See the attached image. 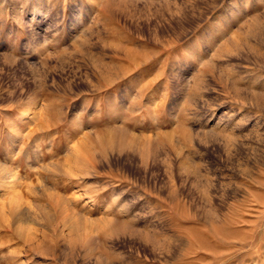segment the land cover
I'll return each mask as SVG.
<instances>
[{"label": "rangeland", "instance_id": "1", "mask_svg": "<svg viewBox=\"0 0 264 264\" xmlns=\"http://www.w3.org/2000/svg\"><path fill=\"white\" fill-rule=\"evenodd\" d=\"M0 264H264V0H0Z\"/></svg>", "mask_w": 264, "mask_h": 264}, {"label": "bare ground", "instance_id": "2", "mask_svg": "<svg viewBox=\"0 0 264 264\" xmlns=\"http://www.w3.org/2000/svg\"><path fill=\"white\" fill-rule=\"evenodd\" d=\"M3 177H4V176H3ZM5 178H6V177H5ZM5 178H4V179H5ZM7 179H8V178H7ZM2 180H3V178H2ZM5 181H6V180H5ZM4 185H5V184H4ZM6 186H7V185H6ZM32 218H33V220H34L35 222H37L36 219H35L34 217H32Z\"/></svg>", "mask_w": 264, "mask_h": 264}]
</instances>
